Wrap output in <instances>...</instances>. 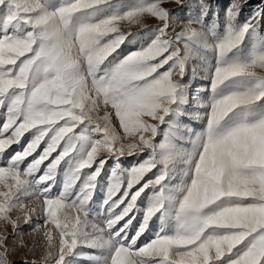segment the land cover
<instances>
[{"label":"snow or ice","instance_id":"1","mask_svg":"<svg viewBox=\"0 0 264 264\" xmlns=\"http://www.w3.org/2000/svg\"><path fill=\"white\" fill-rule=\"evenodd\" d=\"M247 4L0 0V264H264V0Z\"/></svg>","mask_w":264,"mask_h":264},{"label":"rangeland","instance_id":"2","mask_svg":"<svg viewBox=\"0 0 264 264\" xmlns=\"http://www.w3.org/2000/svg\"><path fill=\"white\" fill-rule=\"evenodd\" d=\"M212 2L214 5H216L217 0H212ZM227 2H228V0H218L219 6H217L215 10L219 11L221 7H223L227 4ZM260 2H261V0H248L247 6H245V8L242 11L241 19L247 18L253 12V10L257 7V5L260 4ZM210 18H211V16H209V19ZM148 23H155V21L150 20V21H148ZM131 30L136 31L137 26H132ZM136 46H138V45H136L135 43L129 44L127 47H125L123 49L122 55H127V52L130 50H134ZM196 63H198V61ZM200 79H203V77L202 76L197 77V80L194 81V85L196 88H200L201 84H206V81H202ZM192 123H193V126H196L199 122L196 120H193ZM125 166H127V165H125ZM107 175L108 174L105 173L103 186L100 187L96 196L94 197V199L98 203H99V201H101L104 198V188L107 186ZM34 238H35V233H33L31 229H28V231L24 234V241H23L24 246L21 247L12 256V259L14 261H21L24 258L25 253H28V249L32 246ZM39 255H41V248L37 247L36 251L34 253H29L27 258L29 260H32V259H36Z\"/></svg>","mask_w":264,"mask_h":264}]
</instances>
